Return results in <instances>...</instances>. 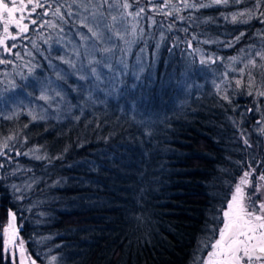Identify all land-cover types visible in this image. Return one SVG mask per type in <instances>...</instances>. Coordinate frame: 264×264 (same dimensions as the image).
Wrapping results in <instances>:
<instances>
[{"label":"trees","instance_id":"obj_1","mask_svg":"<svg viewBox=\"0 0 264 264\" xmlns=\"http://www.w3.org/2000/svg\"><path fill=\"white\" fill-rule=\"evenodd\" d=\"M188 3L198 6L149 4L150 32L164 38L139 81L129 75L114 96L94 100L67 79L73 108L64 119L0 123V138L20 136L0 156V264H11L2 231L12 213L39 264L53 254L55 264H193L216 237L241 170L236 161L264 155L256 123L264 118V97L225 77H237L233 69L264 48V17L239 15L256 0ZM38 31L30 26L26 35ZM242 133L253 143L247 151Z\"/></svg>","mask_w":264,"mask_h":264},{"label":"rangeland","instance_id":"obj_2","mask_svg":"<svg viewBox=\"0 0 264 264\" xmlns=\"http://www.w3.org/2000/svg\"><path fill=\"white\" fill-rule=\"evenodd\" d=\"M151 1L153 0L149 2L148 0L147 2L143 0H133V2H130L128 0L132 4L130 11H135L139 7H143L146 10V6L149 10L142 14V19L138 18V21L135 22L132 21L131 17H127V27L129 29L127 32L123 30L120 24H115L114 27L120 29V34L124 36V39L113 37L112 40L104 43L97 42L92 37V34L88 32V27L95 28L99 20V12H103V15L107 17L106 23L113 24L109 11L115 14L116 9L109 10L105 5L103 9L97 10L96 5L102 3V0H40L45 7L36 10L35 16L38 19V24L41 21H51L56 27H52L49 24H45L43 28H39L38 25H30L36 27L39 31L32 36L22 35L16 40H6L9 46L12 44L17 45L16 48L12 49V52L20 53L21 59H17L14 54L9 55L4 53L3 47H0V58L12 61V63L0 64V99H6L8 96H13L16 99V103L10 106L0 104V123L19 118H26L30 122L51 118L58 120L64 119L65 116L71 113L73 108L69 100L68 87L64 84V81L73 79L76 83L73 84L75 88H78L80 85H85L84 81L76 79L75 73L82 65L87 64V58L84 55L86 52L90 53L88 58L95 57L98 60L107 59L111 65V71L103 67L98 68L102 72L101 81H93L85 85L92 99L95 100L98 96H102V98L114 96L122 86L125 80L124 78L129 77V75L135 81H139L145 72H149L150 66H154L153 63L156 62L163 45V32L158 31L156 35L150 32L155 19L149 16L148 22H146L148 17L146 12H151L149 6ZM6 2L11 3L13 0H6ZM14 2L19 4L21 0H14ZM24 2L26 3L27 0H24ZM120 2L123 3V0H120ZM166 2H177V0H166ZM49 4L51 6L55 4V6L48 8L47 5ZM30 7L31 5H29ZM56 7H60L61 13L64 15L63 20L53 15ZM170 9L166 13L172 12ZM44 11H48L47 16L41 15ZM119 11L123 12L124 10L120 9ZM94 13H97V15L94 16ZM16 15L18 16L19 13ZM27 22L26 20L25 23ZM132 23L137 24L135 34L131 32ZM85 24L87 27L84 26ZM101 30L106 36L112 35L105 28L101 27ZM10 31L15 33L16 29L12 27ZM81 34L86 35L89 39H82ZM2 35V25H0V36ZM33 42L35 43V47H33ZM150 43L153 44L152 50L149 47ZM94 44L99 51H93ZM108 47L112 50L107 53L103 52V49ZM26 53H30V55H26ZM197 54L200 56V59H207L204 51L199 50ZM58 57H63L64 60L74 62L76 68H71L69 64L63 63ZM40 72L42 74L39 76ZM58 72L62 75L67 73V75H65L63 80H60L57 79ZM11 81H14L18 86L26 84L27 87L23 89L17 87L15 92L6 91V89H11ZM43 85L49 86L47 95L52 97V99L48 101L40 99ZM57 91L60 92V96H56L55 93ZM11 110H14L17 114L12 116L11 119H6L5 116L11 115ZM33 115L37 117L35 120L32 118ZM10 137H15V139L7 140L8 135L0 138V151L5 152L8 150V148L5 149L3 147L6 140L9 148L11 146L15 147L14 142L20 136ZM21 144H24L23 140ZM35 155L36 152L32 151V156ZM22 185L18 183L15 188H19L21 192L23 189ZM8 225L9 222L3 227H8ZM14 226V232L16 233L14 237L11 235L10 228L8 229L7 236H4V232L2 231L4 244L7 241L8 248V251L4 253L12 261L11 253L14 252L16 264H20L21 260L23 264H31L33 258L29 255L24 241L23 254L19 248L20 241H22L20 236L21 230L15 223ZM215 239L216 237L206 245V248L203 250L205 254L203 253L197 261L195 260V264H203L208 252L211 251L210 245Z\"/></svg>","mask_w":264,"mask_h":264},{"label":"snow or ice","instance_id":"obj_3","mask_svg":"<svg viewBox=\"0 0 264 264\" xmlns=\"http://www.w3.org/2000/svg\"><path fill=\"white\" fill-rule=\"evenodd\" d=\"M235 3H240L241 0H234ZM229 0H211V3L199 4V7H210L213 5H227ZM160 4L163 7H167L166 0H160ZM29 5L31 7L29 8ZM107 6L109 10L116 9V13L112 14L109 11L111 16V21L113 24H108L105 21L107 17L103 15V12H99V20L96 23L95 28L88 27V32L92 34V37L95 38L97 42L107 43L112 40L113 37L124 39V36L120 34V29L114 27L115 24H120L125 32L129 29L127 27L128 21L127 17H131L132 21H138L142 19V14L145 12L143 7L137 8L135 11H130L132 4L128 0H123V3L120 0H102V3L96 5L97 10L103 9ZM183 5L185 8H196L198 5L196 3L189 4L188 0H183ZM45 7L40 0H27L25 3L24 0H21L19 4L15 3L14 0L11 3L6 2V0H0V25H2L3 35L0 36V47H3V51L9 55H15L17 59H21L20 53H13L12 49L16 48V44L9 46L6 43V40L19 39L22 35H26L29 31L30 25H38L39 28H43L45 24H49L52 27H56L51 21H41L38 24V19L36 18V10L38 8ZM48 8L52 6L47 5ZM261 8H264V0H256V3L253 4L246 12H240V16L247 15L249 18H252L256 12L259 11V15L264 17V11H260ZM123 9L124 11H119ZM19 13L17 16L16 14ZM165 15H171V12L164 13ZM43 16L48 15V11L41 13ZM53 15L59 17L60 20L64 19V15L61 13L60 7H56ZM71 15V13H69ZM94 16L97 13L93 14ZM236 19V14L233 15V20ZM28 21L25 23V21ZM155 23V21H153ZM261 23H264V20H261ZM87 27V25H84ZM14 27L16 29L15 33L10 31ZM105 28L112 35L106 36L105 33L101 30ZM136 23H132L131 32L135 34L136 32ZM34 31L36 29H33ZM62 30V29H61ZM242 32L240 36H237L235 39L239 41L240 37L243 36ZM82 39H89L84 34H81ZM264 38V34H262ZM47 42V41H45ZM127 42V41H126ZM229 47L232 45L229 44ZM33 47L35 43L33 42ZM112 49L110 47L104 48L103 52H110ZM93 51H99L96 48L95 44L93 45ZM30 55V53H26ZM79 55V54H78ZM85 58H87V64L82 65L80 69H77L75 76L79 81H84L85 85L93 81L102 80V72L98 68L103 67L111 71V65L107 59L98 60L95 57L88 58L90 53H85ZM63 63L69 64L73 69L76 68V64L70 60H64L63 57H58ZM258 58V59H257ZM211 59V58H209ZM216 59H222L217 57ZM235 60V58H232ZM207 59H201L200 63L207 64ZM216 60H212V63H215ZM12 63L7 59L0 58V64ZM190 70V69H186ZM259 70L260 75L257 74ZM239 73L237 77H225L233 80L236 88L246 87V89H254V91H248V95L264 97V48L254 52L249 53L248 58L244 62V66L239 69H233ZM67 73L63 75L57 73V79L63 80ZM246 77V81H245ZM260 79V85L257 87V80ZM12 87L10 90L6 91L15 92L17 87L21 89L26 88L27 85H16L14 81L10 82ZM85 85H80V89H84ZM219 88V85H217ZM49 90L48 85H43L41 88L42 95L40 99L48 101L52 99L47 95ZM56 96H60V92L57 91ZM222 99L229 100L227 95L222 96ZM16 103V99L13 96H8L6 99H0V104L4 106H10ZM248 112H253L254 109H247ZM17 113L14 110H11L10 116H5L6 119H11L12 116ZM34 120L37 118L35 115L32 117ZM257 125L260 127L257 129V132L260 135H264V118L256 121ZM27 127V125H25ZM241 138L244 145V150L253 148V143L250 139L241 134ZM15 139V137H8L7 140ZM7 140L4 142L3 147L5 149L9 148ZM23 142H27L26 137ZM27 155V153H23ZM4 151H0V156H5ZM16 155H21L19 150L16 151ZM38 159L40 157H37ZM240 166V172L235 177L234 181L231 183L229 196L225 202L224 209L222 211V221L219 228H213L217 233L216 239L211 243V251L208 252L206 260L203 264H264V155L249 153V159L247 162L241 160L236 161ZM0 167H3L0 164ZM15 188V186H14ZM16 191H20L19 188H15ZM23 195L18 197V199H23ZM14 217V213L11 214ZM11 227V221H9L8 227H5L3 232L4 236L8 235V229ZM15 232L12 233L14 237ZM19 248L23 254V241H20ZM4 251L7 252V241H5ZM12 261L11 264H16L15 253H11ZM58 261V256L56 254L51 255L49 264H55ZM20 264H23V261H20ZM31 264H37L36 260H31Z\"/></svg>","mask_w":264,"mask_h":264},{"label":"water","instance_id":"obj_4","mask_svg":"<svg viewBox=\"0 0 264 264\" xmlns=\"http://www.w3.org/2000/svg\"><path fill=\"white\" fill-rule=\"evenodd\" d=\"M14 221H13V217L11 216V227H10V231H11V235L14 232L15 228H14ZM13 237V236H12Z\"/></svg>","mask_w":264,"mask_h":264}]
</instances>
